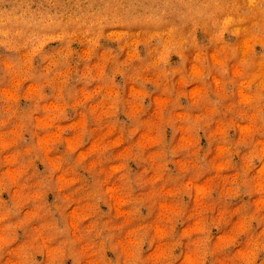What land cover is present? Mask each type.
<instances>
[{"label":"rangeland","instance_id":"obj_1","mask_svg":"<svg viewBox=\"0 0 264 264\" xmlns=\"http://www.w3.org/2000/svg\"><path fill=\"white\" fill-rule=\"evenodd\" d=\"M0 264H264V0H0Z\"/></svg>","mask_w":264,"mask_h":264}]
</instances>
